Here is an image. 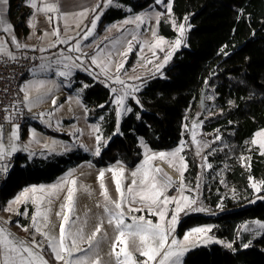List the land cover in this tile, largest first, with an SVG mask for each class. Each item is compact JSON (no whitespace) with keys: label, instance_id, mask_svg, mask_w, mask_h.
<instances>
[{"label":"trees","instance_id":"16d2710c","mask_svg":"<svg viewBox=\"0 0 264 264\" xmlns=\"http://www.w3.org/2000/svg\"><path fill=\"white\" fill-rule=\"evenodd\" d=\"M24 1L9 0L8 17L19 36L28 33L25 21L30 10ZM115 2L117 6H108L100 13L96 34L101 35L109 24L144 11L152 4V0ZM171 15L177 22L188 17L186 44L173 54L161 74L143 81L136 94L140 104L128 99L132 112L124 117L118 134L114 135L116 114L110 89L88 75L77 74V82L82 78L77 86L88 85L81 95L87 121L99 129L96 135L107 141V146L99 145L101 153L93 162L95 167L119 163L134 168L142 157L139 138L152 151L175 148L182 141L187 110L204 87L210 88L216 112L199 122L213 139L217 135L221 138L210 149L209 162L215 164L208 169L212 178L204 200L210 209L219 206L221 212L189 215L181 222L177 234L204 225L211 226L216 236L233 241L243 222H264V199L257 198L264 196V192H253L249 180L251 177L253 181H264V155L251 149L246 153L245 163L240 160L247 142L264 129V0H173ZM157 27L160 37H175L174 29L165 19L159 20ZM17 159L1 201L8 190L51 183L70 167L92 158L75 150L49 160L28 161L20 155ZM223 167V181L233 187V196L221 194L223 189L216 172ZM197 169L192 163L191 173ZM183 264H264V232L248 248L199 246L187 252Z\"/></svg>","mask_w":264,"mask_h":264},{"label":"rangeland","instance_id":"374dc122","mask_svg":"<svg viewBox=\"0 0 264 264\" xmlns=\"http://www.w3.org/2000/svg\"><path fill=\"white\" fill-rule=\"evenodd\" d=\"M102 1L97 0L94 3L92 8L96 10L93 11L92 9L91 13L89 14V21H91L95 14L101 10L104 0ZM166 2L167 0H165V3ZM99 3H102V5ZM98 4L101 5L100 8L97 7ZM111 5L117 6L115 0H112L111 4H108L105 7L107 8ZM157 13L161 14L159 20L165 19L174 29L172 24V21L174 19L172 15L167 14L166 7L163 4H157L155 0H152V4L148 9L133 15H129L121 21H117L106 26L105 29H107L106 33H108V35H106L105 37H98V34H96L95 32L93 38L89 36L87 38L88 40L86 39L87 41L84 39V56L80 57L83 59L82 61L84 63L81 67H74L73 65L78 64L71 62L68 63V60L66 59L67 63L65 61L57 60V62L52 64L51 67H47L46 65H39L38 70H36L37 68L31 70L24 84L22 83L21 85V88L29 86L26 89L29 93V100L25 101L24 92H22V96L24 102H26L27 106H29V109L37 112V115H35V122L39 124L41 128L40 130L36 128L33 129L31 126L25 125V135H23V131H21V129L17 127V134L19 136V139L12 140L11 135L13 132V126L0 125V145H3L6 150H10L11 145L14 143L17 148L16 153L25 154L29 157V159L36 158L38 156L41 157L45 154L46 156L47 154H52L50 156L54 157L55 155L65 154L64 152L72 151L71 149L73 147L80 150L81 152L87 153L92 158L88 161H84L77 166L70 167L69 170H67L64 174L58 176L55 181L51 183L30 185L27 186V188L13 192H10V190H8V192L2 198V201L0 200V228H4L8 233H11V236L9 237L10 239L14 238L16 241H24L25 245L30 246L31 240L33 239V237H35L37 241L41 242L42 247L33 248V251L39 255H42L44 259L49 261V264H62V262H58L54 259L53 253L47 246V241L45 240V238L42 235L36 233L35 228H33L32 226V217L36 215L37 208L39 207L41 212V215L37 217L39 227L43 231L47 232L50 236L58 237L61 218L57 217L56 213L67 211V209H62L61 206L66 203L65 197L67 195L68 187H73L75 189V193L74 211L70 213L71 221H73V223H71L70 225H66V228H70V230L73 232H75L79 228H82L86 240L87 237L90 236L91 233L95 230L97 224L103 222L102 230L97 234L96 237V241L98 243L93 248V250L91 252L85 253H74L73 258L82 255H89L91 259L99 257L101 260V264H116L115 258L110 254L112 251V243L115 240V236L117 233L114 227L107 223L108 217L103 211V205L105 202L103 197L101 196L100 182L97 179L98 174L101 170H105L104 181L108 188L110 197L115 200L117 199L115 183L113 181L112 172L107 170L110 168H115L117 170V173L119 174V168L123 167L125 171L123 177L121 178V185L122 189L125 192V196L130 200L131 196H129L127 193V186L130 185L132 181L131 172L136 170L143 164L146 155V148L148 155L155 153L156 150L152 151L148 147L146 142L143 141L142 138H139L138 141L140 146V154L142 155V157L140 159V162L134 168H125L119 163L95 167L93 160H95L96 155H94V152L95 148L97 147L95 139L96 127L94 125H88L86 123L80 126V120H78L76 122V126L79 127V132L81 130L82 133V135H80L79 137L78 133L75 135L73 134L75 132H73L74 130L72 129V126H61L58 122L67 120L68 118L77 119V117L80 116L83 111L81 95L85 87L83 83L77 86V84L82 80L81 78L79 82L76 81L77 74H80V76L88 75L94 81L96 80L100 84L108 87L112 94V102L116 95L123 94L122 90L131 91V88L133 86H138L140 90L143 85L142 83L146 78L152 77V75L161 74L162 69L167 64H165L164 67L159 71H157V66L164 61V57L167 55L168 51L171 50V44L174 43V41L177 39L178 32L176 29H174V38H163L165 43L161 44L160 47H153V45L157 43V40L159 38H162L158 34V21L156 19ZM136 16H141L142 22L137 21L135 19ZM125 20H129L130 22L124 23ZM175 22L177 25L186 23V32L183 38L184 43L181 46L183 47L186 44L185 39L190 27H188L189 25L187 22H185V20L178 22L175 20ZM113 25H115L116 27H113ZM153 31H155L156 33L155 36H153ZM85 32H82L83 34L81 35V40H83ZM46 37H48V35ZM49 37L51 39L55 38L56 36H54L51 32L49 33ZM161 48H163L164 50L161 51ZM175 52H173V54ZM92 57L96 58L97 64H92ZM63 62L66 64H63ZM121 64H123V67L120 68L119 72H117V67ZM65 65H68L69 67L66 68ZM85 68L89 69L91 74H89V71H85ZM61 71H70L71 75L68 77L60 76L58 75V73ZM117 76H119V78L124 81V85L115 83V78ZM41 82H43L42 86ZM112 88H116L117 93H113L111 90ZM137 93L138 91L133 93V95L136 96ZM43 98L45 99L43 100ZM129 98L131 97L129 96L125 99L126 107H129L127 103ZM214 99L215 97L212 93V90L209 88L204 92L203 108L201 109L200 107L199 97L198 99H196L192 107L187 110L188 112L184 120L182 135L184 148L180 153V155L184 157V161L187 164V169L186 171H184L183 177V181L186 187L183 190L182 194L190 196L197 201L196 205H194L193 207H203L206 210L202 212L186 211L184 213H181L179 221L175 227V232L172 233V236L169 237V240L175 237L177 240L182 241L185 233L189 232L193 228H197H189L184 230L182 234H177V229L179 228L181 222L185 217L198 213L206 215L207 210H209L211 214L221 212L219 206L217 208L210 209L205 204L204 200V195L208 192V185L210 184V177L208 176L210 175V171L208 170L209 168L207 167V164H215L214 162L210 163L209 159L211 155L210 149L216 139H213L212 136H210L211 140L210 142H208L209 146L203 147V145L205 144L203 142L206 141L202 139L197 140L200 142L199 144H197L193 142V136L190 137L192 129L195 127L193 124L194 121L198 122L197 126L202 129V125L199 122L200 117H202L203 120L204 118H209V116L216 112ZM53 100L56 101L55 105L53 104ZM113 105L116 114V105L114 103ZM41 114H43L42 118ZM128 114L129 113L122 112L119 120L116 115V128L117 126L120 127L124 117ZM49 132H52V134L55 135L56 132L64 135L69 134L70 140L68 142H65L60 138L48 135ZM43 133H45V136L42 135ZM197 133L199 136H201L202 133L204 134L205 132L202 130V133L200 131H198ZM250 141L247 142V144L245 145V151H243L244 153L241 154V157H244L245 159L242 161L240 157V160L243 162V164L246 160L247 151L255 149L256 152L261 153V149L259 148V146L252 145ZM181 142L175 148L169 150L168 153L177 149L181 145ZM198 151L199 154H197ZM204 157L207 158L206 161L204 160ZM152 162H150V165H152ZM161 162L165 163L166 169H175L173 167H169V163L165 161ZM175 163L177 164V166H179L178 157L176 158ZM192 163L196 164L198 168L197 172L195 173H191L190 171V166ZM224 169L225 167L216 172L217 174L219 173V184L223 189V192L221 194L224 196H233V187L226 181H223V173L221 172L224 171ZM65 179H67L68 182L64 184L62 188H57L55 190L51 188V186L53 185L61 184V182ZM72 180L76 181L75 185L71 184ZM254 182L258 184L260 183L256 180H254ZM197 185L199 186L197 187ZM33 186L37 187L38 189L40 188V186H43L45 189L44 192L38 191L35 194L30 193V197L32 195H35L37 197V202L35 204L32 203L31 198L27 202L20 204L10 203L14 201L15 198L19 196L25 189H30ZM252 191L256 192L253 188ZM179 195H181V192L179 193ZM41 197L43 198L42 200L39 199ZM98 204L100 205L99 207L97 206ZM135 206L141 207L140 204H136ZM9 207H11L12 211H5V209ZM45 211H47L48 214L47 227H45L46 221L43 218V213ZM125 214L126 223H131V215H144L146 219L152 220L153 223H163V221H161L158 216L150 215L147 209L142 212L128 213L127 204H125ZM18 224L22 225L24 228H27L28 231H23L21 227H18ZM259 224H264V222L260 220L243 222L238 227L234 236L235 239L233 241L218 237L214 233H212L211 230L209 235L214 237L215 240L222 241L223 243H210L207 245L201 244L200 246H209L216 244L227 249L228 247H225V244L227 243H231L232 247L237 245V247L240 248H242L244 244H248L249 242H251L250 245H252V243L256 241V239L259 238L264 232V228H260ZM198 227L211 226L203 225ZM193 242L195 243V241ZM80 247L87 249L88 245L86 242H80ZM196 248L199 247H193L191 248V250H194ZM186 254L182 257V264ZM20 256L28 259L27 253L21 252ZM134 256L137 260L144 259V257H141L138 252H134ZM0 259H2L3 263L4 257L2 254H0ZM18 261L19 257H17V264Z\"/></svg>","mask_w":264,"mask_h":264},{"label":"snow or ice","instance_id":"6c2138e0","mask_svg":"<svg viewBox=\"0 0 264 264\" xmlns=\"http://www.w3.org/2000/svg\"><path fill=\"white\" fill-rule=\"evenodd\" d=\"M29 5L36 9V12L40 13H50L54 11H58V7L55 4L44 3V0H41V4L38 5L36 0H28ZM112 0H104V6L111 4ZM157 4H163L167 9V14L171 15L172 13V0H155ZM9 0H0V6L8 5ZM97 7H100L98 5ZM96 9H93L95 11ZM67 15V14H65ZM78 15H86V12L79 13ZM161 14H156V19L159 21ZM51 19V17H49ZM137 21L142 22L141 16H136ZM185 22H187L188 17H185ZM99 20V16H96L91 21V28L87 29L84 33L83 39H87L92 35L93 30L96 28L97 21ZM3 21L0 20V23ZM129 20H125L124 23H129ZM174 29L178 32V37L171 44V50L168 51L167 55L164 57V61L157 66V71L162 69L165 64L171 59L173 52L178 50L182 44L184 43V35L186 32V23H182L177 25L175 20L172 21ZM29 25L31 27H35L34 23L30 20ZM79 26V25H77ZM10 25L4 28V31H9ZM113 27H116L113 25ZM190 27V26H188ZM54 36L59 37V29H54ZM47 35V33H45ZM156 33L153 31V36ZM13 42L15 41V37H13ZM57 43H68L67 40H59L57 39ZM165 43L163 38H159L157 43L153 45V47H160L161 44ZM16 46L23 47L19 43ZM55 46L54 44L52 45ZM70 51H80L79 42H76L74 48H70ZM161 51L164 49L161 48ZM44 51V49H41ZM223 51V49H221ZM227 55V53H224ZM123 55V54H122ZM65 59H71V57H65ZM77 60L80 57L76 58ZM81 64L73 65L74 67H81ZM92 64H97V60L95 57H92ZM65 67H69L65 65ZM123 67V64L117 67V72H119L120 68ZM85 71H89V69L85 68ZM89 74L91 72L89 71ZM58 75L63 77H68L71 75L70 71H61ZM138 79V78H137ZM41 82V86H42ZM115 83H119L124 85V81L117 76L115 78ZM27 87L21 88V91L25 93L24 99L25 101L29 100V93L26 90ZM85 88L88 87L87 84L84 85ZM113 93H117L116 88L111 89ZM123 94H118L114 97L113 103L116 105V115L119 120V117L122 112L130 113L132 112L131 107L125 106L126 97H131V99L135 100L137 104H140L139 99L133 95V93L139 91L138 86H133L131 91L122 90ZM56 101L53 100V104L55 105ZM103 107V106H101ZM142 107V105H141ZM43 114H41L42 118ZM139 118V116L137 117ZM194 126L197 125V122H193ZM16 125L13 126V132L11 135L12 140L19 139L17 134ZM99 132V129H95ZM218 131V130H217ZM119 133V127L117 126V132L114 135ZM34 135V133H33ZM221 137L219 135L216 136V140H219ZM97 142V147L95 148L94 155L99 156L101 153V147L99 145L103 144L107 146V141L102 140L100 135H96L95 137ZM193 142L199 144L200 142L196 140V133L193 132ZM252 145H258L261 149V155H264V129L255 133L253 139L250 141ZM209 145L205 143L203 147H208ZM184 142H181V145L170 153L159 152L153 153L151 155H146L144 162L141 166H139L136 170L131 172L132 181L131 184L127 186V193L131 196L129 200L128 197L125 196V192L122 189L121 178L124 175V168H119V174L115 168H110L107 171L112 172L113 181L115 183L117 199H112L109 195L108 188L105 184V170H101L98 174V181L100 182L101 188V196L104 199L103 211L107 215L108 220L107 223L114 227L116 231L115 240L112 243V251L111 256L115 258L116 264H182V257L191 250L193 247H199L201 244L207 245L210 243H223L222 241L215 240L214 237L210 236L211 227H197L191 229L189 232L185 233L183 240H177L173 237L169 240V237L172 236V233L175 232L176 224L179 221V217L181 213L186 211H197L202 212L205 211L203 207H193L196 205L197 201L190 196L183 195V190L185 189V184L183 181L184 171L187 169V164L184 161V157L180 155L183 151ZM27 150V149H25ZM17 151L15 144L11 145L10 150H6L3 145H0V174H3L4 178H8L9 170L11 165L7 162V158L11 157L13 153ZM199 154V151L198 153ZM179 158V166L175 163L176 158ZM171 158V159H169ZM161 160L169 163V167L175 168L178 172L180 180H179V190L181 195L172 196L168 194V189L172 188L174 183L172 178L167 176L163 172V169L156 167L155 165H150V162L155 160ZM206 157L204 160L206 161ZM245 158L241 157L243 161ZM208 168H211V164H207ZM250 167V165H249ZM71 175V174H69ZM251 182V187L257 192H264V181L259 184L252 181V178L249 177ZM68 181L65 179L59 185H53L51 188L53 190L57 188H62L64 184ZM72 185L76 184L75 180L71 181ZM199 185H197L198 187ZM138 189V190H137ZM44 192L45 189L43 186L37 187L33 186L30 189H25L19 196L15 198L14 201L10 203L20 204L27 202L30 198L32 203L37 202V197L35 194L37 192ZM74 193L75 189L73 187L67 188V195L65 197L66 203L61 206L62 209H67L64 212H57L56 216L61 218V222L59 225V236H50L47 232L43 231L37 221V217L41 215L40 208H37V213L32 217V226L35 228L36 233L42 235L47 241V246L51 249L53 253V257L56 261L62 262V264H101V260L99 257L95 259H91L89 255H82L79 257H75L74 253H85L91 252L93 248L97 245L96 237L97 234L102 230V223L97 224L95 230L91 233L90 236L85 240L83 229L79 228L75 232L71 231L70 228H66V225H70L73 223L71 221L70 213L74 211ZM258 199H264V196H258ZM39 199H43L42 197ZM50 202V201H49ZM254 202V201H253ZM125 204H127V212H142L145 209L148 210L150 215H155L160 218L161 222L153 223L152 220L146 219L144 215L136 216L131 215V223H126V214H125ZM136 204H140L141 207H136ZM169 205L173 207L169 210ZM100 206L99 204L97 205ZM5 211H12L11 207L5 209ZM43 218L46 221L45 227H47L48 214L47 211L43 213ZM258 223V222H257ZM18 227H21L23 231H28L27 228H24L22 225L18 224ZM260 228H264V224H259ZM11 233H8L4 228H0V254L3 255L4 260L3 264H17V257H19L18 264H49V261L44 259L42 255L37 254L33 251V248L42 247L41 242L37 241L35 237L31 240L30 246L25 245L24 241H16L14 238L10 239ZM195 241V243L193 242ZM80 242H86L88 245L87 249L80 247ZM248 244H244V248H248L250 246ZM225 247L232 248L231 243L225 244ZM27 253L28 259H25L23 256H20V253ZM134 252H138L141 257H144L143 260H137L134 256Z\"/></svg>","mask_w":264,"mask_h":264},{"label":"crops","instance_id":"0c3cea01","mask_svg":"<svg viewBox=\"0 0 264 264\" xmlns=\"http://www.w3.org/2000/svg\"><path fill=\"white\" fill-rule=\"evenodd\" d=\"M96 1L95 0H44V3H51L55 4L58 7V11L50 12V13H38L36 12V9L32 8L29 5L28 0H25L23 4L30 10V15L25 21V26L27 28L28 33L23 36L17 35L16 32H14L12 22L10 18L8 17V10H9V3L6 6H0V20L3 22L0 23V57H19L23 55L24 53H33L39 56L40 59L38 65L32 67L28 71V75L24 78V80L20 84V88L22 83L24 84L25 80L29 76V73L31 70L37 68L38 70L39 65H46L52 66V64L56 63L57 60L65 61L67 63H75V64H81V61L83 60L80 58L77 60V57L84 56L85 46L83 43H85V40H81L82 32L87 31V29L91 28V21H89L90 13L92 11V7ZM36 3L38 5L41 4V0H36ZM106 7L103 5L101 7V10L95 14L94 17L99 16L100 13L105 9ZM86 12V15H78L79 13ZM67 14V15H65ZM51 17V19H49ZM93 17V18H94ZM92 18V19H93ZM32 21L35 25V27H31L29 25V21ZM99 21V20H98ZM98 21L96 24V27L98 25ZM11 26L9 31H4V28L7 26ZM79 25V26H77ZM54 29H59V37L51 38L49 37V33H53ZM107 29L99 36L105 37L108 35L106 33ZM96 32V28L93 30V34L90 36L93 38L94 34ZM47 33V35H45ZM13 37H15V41L13 42ZM57 39L59 40H67L68 43H57ZM88 40V39H87ZM86 40V41H87ZM79 42V48L80 51H70V48H74L76 45V42ZM19 43L20 45H23V47H17L16 44ZM55 45L54 47L52 45ZM41 49H44V51H41ZM65 57H71V59H65ZM63 62V64H66ZM84 63V62H83ZM22 92V91H21ZM45 98H43L44 100ZM24 102V100H23ZM26 103V102H25ZM27 121L25 125L31 126L33 129H35L36 126L40 127L36 120L37 112L34 110H30L29 106H27ZM83 111L80 116L74 119L68 118L67 120H63L61 122H58L61 126H72V129L74 130V135L78 133L79 137L82 135L81 130L79 132V127L76 126V122L79 121V125L82 126L83 124L92 125L87 121V115H85V109L82 104ZM25 130V127H24ZM23 130V131H24ZM22 131V130H21ZM52 133V132H51ZM94 133V131H93ZM43 133L42 135H44ZM56 136L62 139L65 142H68L70 140L69 134L64 135L56 132ZM23 135H25V132H23ZM93 137V134H92ZM72 151L78 150L73 147L71 149ZM167 151H156L155 153L159 152H165ZM70 152V151H69ZM64 152V153H69ZM16 153V152H15ZM20 156H25V158L28 161L33 160H49L52 159V154L46 156H38L36 158L29 159V157L25 154L16 153ZM154 161L152 162L153 165ZM30 186V185H29Z\"/></svg>","mask_w":264,"mask_h":264},{"label":"built area","instance_id":"2783aa9c","mask_svg":"<svg viewBox=\"0 0 264 264\" xmlns=\"http://www.w3.org/2000/svg\"><path fill=\"white\" fill-rule=\"evenodd\" d=\"M36 54L24 53L19 57H0V125L3 126H18V128L23 129L27 121V107L26 103L23 102V96L20 88L21 82L28 75V71L38 65L40 59ZM198 131L202 133V129L197 125L192 129L190 137L193 136V132L196 133V140H204L207 143L210 142L211 134L202 133L201 136L198 135ZM193 140V139H192ZM17 154L13 155L5 162L11 165L8 178L5 179L3 174H0V196L4 189H6L8 183L13 175V170L18 161ZM156 167L163 169V172L167 176L171 177L174 183L172 188L168 189V194L172 196H177L180 193L179 184V174L175 169H170L165 166V163L160 160H155L153 163ZM169 205V210L172 208ZM201 214V213H199ZM206 215H211L210 211L207 210ZM0 264L2 259H0Z\"/></svg>","mask_w":264,"mask_h":264},{"label":"water","instance_id":"95a60500","mask_svg":"<svg viewBox=\"0 0 264 264\" xmlns=\"http://www.w3.org/2000/svg\"><path fill=\"white\" fill-rule=\"evenodd\" d=\"M205 87L201 90V92H200V95H199V97H200V107H201V109L203 108V105H204V92H205ZM202 120V117H200V121Z\"/></svg>","mask_w":264,"mask_h":264}]
</instances>
